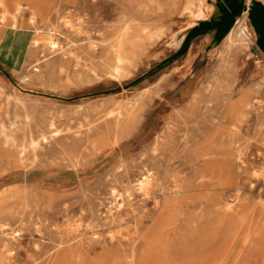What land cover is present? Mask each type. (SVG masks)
I'll return each mask as SVG.
<instances>
[{
    "label": "rangeland",
    "instance_id": "obj_1",
    "mask_svg": "<svg viewBox=\"0 0 264 264\" xmlns=\"http://www.w3.org/2000/svg\"><path fill=\"white\" fill-rule=\"evenodd\" d=\"M38 1L0 14V264H264V0L190 40L180 2Z\"/></svg>",
    "mask_w": 264,
    "mask_h": 264
},
{
    "label": "crops",
    "instance_id": "obj_2",
    "mask_svg": "<svg viewBox=\"0 0 264 264\" xmlns=\"http://www.w3.org/2000/svg\"><path fill=\"white\" fill-rule=\"evenodd\" d=\"M29 1H31V0H29ZM43 1L44 0H40L41 3H39V1H38V3H39V4H37L38 11H40V7L42 6V4H44V3H42ZM185 1L186 0H169V2H168L169 9H170L169 10V15H171L173 13V12H171V10L174 9V7L178 4V2H180V5H181V9H180V13H179V15H181V12L183 10L182 8L184 7ZM227 1L231 3L230 0H227ZM3 2H4V0H0V14H2L3 12H5L7 9H13L12 7H9L8 5L3 4ZM233 2L235 3V2H237V0H233ZM201 12H202V14L205 15V18L206 19H209V15L213 12V8L212 7L209 8L206 5L205 7L204 6L202 7ZM181 16H188V18L190 19V21L188 23V27H186V29H185V30H188V29L191 28V30L188 33V35H189L188 36V40H190L193 37L197 38V37H200V36H204L208 32H210L211 30H213V32H216V33H218V30L219 29H220L219 30L220 32H223V33L225 32V30H223L222 24L219 23L218 21H212V22H210V21H201V22L198 23V21L205 20V18H201V19L198 18L199 20L198 19L195 20L189 14H187V15L185 14V15H181ZM251 20H252V24L254 26L253 28L255 30V33L257 35V45H258L260 51L264 55V3H259L258 2V3H255L252 6V9H251ZM240 21H242L245 24V26L247 27V29L249 28L248 21H247V14H245L244 17H242L241 19H239L237 21V23L234 26V28L231 30V32L229 33V35L227 36V38L225 39V41L222 43L221 47H222L223 50L229 52V50L231 51L233 49H235V51H238V49H240V50L241 49H246L242 45L232 46L233 47L232 49L228 46L229 36H230V34L233 31H235V29L237 28L238 23ZM0 28H3L4 31H5V26H0ZM1 31H3V30L1 29L0 32ZM175 36L176 35H173L172 39H173V42H174V46L176 48H178L181 45L182 41H179L178 39H176ZM188 46H189V43H188ZM225 47L227 49H225ZM196 57H197L196 51L194 49H191V51L187 55V58H186V61H185L184 64H190V63H192L196 59Z\"/></svg>",
    "mask_w": 264,
    "mask_h": 264
},
{
    "label": "bare ground",
    "instance_id": "obj_3",
    "mask_svg": "<svg viewBox=\"0 0 264 264\" xmlns=\"http://www.w3.org/2000/svg\"><path fill=\"white\" fill-rule=\"evenodd\" d=\"M207 4H205V2H204V0H186L185 1V3H184V7L182 8L183 10H182V12H181V14L182 15H187V14H189L192 18H194L195 20L196 19H201V18H205V15L204 14H202V12H201V9H202V7L204 6H206ZM211 11V10H210ZM32 15H33V20H35V15H36V12L34 11V13H32ZM246 17V16H245ZM193 19V20H194ZM198 19V20H199ZM205 20H206V18H205ZM10 22L11 23H9V24H2V26H6V27H11V28H13V29H15L16 27H17V18L15 17V16H12V18H11V20H10ZM194 23V22H193ZM1 26V25H0ZM20 31V30H19ZM248 31V29H247V27L245 26V24L242 22V21H240L239 23H238V26H237V28L235 29V31H233L231 34H230V36H229V40H228V46L232 49L233 47L232 46H234V45H236V43H238V41H239V39H241L242 37H247V32ZM4 32V31H3ZM9 34V33H8ZM6 37V36H5ZM127 38H128V33H124L122 36H121V38H120V40H119V53H118V61H119V63H121V62H123V60H124V57H123V46L126 44V40H127ZM175 38L176 39H178V35L176 34V36H175ZM47 39H48V41H49V43H50V45H52V46H56V42L52 39V37H47ZM13 40V39H12ZM227 42V41H226ZM5 43V42H4ZM249 43V42H248ZM25 44V43H24ZM225 44V43H224ZM245 44V43H244ZM246 44H247V42H246ZM2 45H4V44H2ZM239 45V44H238ZM237 45V46H238ZM243 46V45H242ZM5 47H7V46H5ZM61 47V46H60ZM246 48V47H245ZM248 49H249V47H247ZM246 48V49H247ZM225 49H227L226 47H225ZM229 50V49H228ZM15 51V50H14ZM230 51V50H229ZM13 56V55H12ZM22 56V55H21ZM14 57V56H13ZM122 70V66L121 65H118L117 67H116V71L118 72V73H120V71ZM222 86V85H221ZM243 101L244 100H242L241 101V104L243 103ZM46 141V140H45ZM139 186L141 187V188H147V186H148V182H145V181H142L140 184H139Z\"/></svg>",
    "mask_w": 264,
    "mask_h": 264
}]
</instances>
